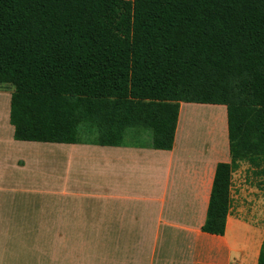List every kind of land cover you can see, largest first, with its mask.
Returning a JSON list of instances; mask_svg holds the SVG:
<instances>
[{
  "label": "trees",
  "instance_id": "1",
  "mask_svg": "<svg viewBox=\"0 0 264 264\" xmlns=\"http://www.w3.org/2000/svg\"><path fill=\"white\" fill-rule=\"evenodd\" d=\"M16 140L173 147L181 103L226 107L203 231L224 235L232 175L264 189V0H0V90ZM85 125V126H83ZM264 264V242L258 263Z\"/></svg>",
  "mask_w": 264,
  "mask_h": 264
},
{
  "label": "crops",
  "instance_id": "2",
  "mask_svg": "<svg viewBox=\"0 0 264 264\" xmlns=\"http://www.w3.org/2000/svg\"><path fill=\"white\" fill-rule=\"evenodd\" d=\"M11 97L0 90V264L258 263L264 189L241 165L224 235L202 229L217 166L231 163L221 105L181 103L164 150L133 129L117 145L86 127L74 143L16 140Z\"/></svg>",
  "mask_w": 264,
  "mask_h": 264
},
{
  "label": "rangeland",
  "instance_id": "3",
  "mask_svg": "<svg viewBox=\"0 0 264 264\" xmlns=\"http://www.w3.org/2000/svg\"><path fill=\"white\" fill-rule=\"evenodd\" d=\"M1 91H3L4 93L5 92H12V89L10 87H6V88L1 89ZM219 108L226 109L224 106H219ZM198 114L201 118V122H204L205 121V111H200V113H198ZM237 175H238L237 177L239 179L246 180L247 181L246 183L248 185H250L251 187L255 186L256 182H258L260 180L253 175V173L250 171L247 163L241 164V169ZM231 237H232V235H231Z\"/></svg>",
  "mask_w": 264,
  "mask_h": 264
}]
</instances>
